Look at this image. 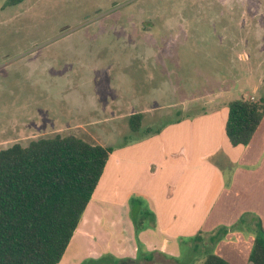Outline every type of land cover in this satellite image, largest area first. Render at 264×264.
I'll return each instance as SVG.
<instances>
[{
  "label": "rangeland",
  "instance_id": "1",
  "mask_svg": "<svg viewBox=\"0 0 264 264\" xmlns=\"http://www.w3.org/2000/svg\"><path fill=\"white\" fill-rule=\"evenodd\" d=\"M7 2L0 0V151L57 133L116 149L178 114L264 98V0ZM140 112L133 132L129 118ZM243 178L234 180L237 208L210 213L203 226L227 231L215 240L166 237L137 198L94 221L84 213L59 264H201L207 254L248 264L245 239L256 230L242 214L250 206Z\"/></svg>",
  "mask_w": 264,
  "mask_h": 264
},
{
  "label": "crops",
  "instance_id": "2",
  "mask_svg": "<svg viewBox=\"0 0 264 264\" xmlns=\"http://www.w3.org/2000/svg\"><path fill=\"white\" fill-rule=\"evenodd\" d=\"M226 114L227 108L178 114L170 125L146 128L144 137L113 149L83 215L94 221L100 210L140 198L163 235L200 240L217 228L203 229L210 213L237 208L234 180L242 173L250 197L242 214L251 215L252 229L259 222L264 231V117L246 147L232 148L223 131ZM245 240L249 254L253 240Z\"/></svg>",
  "mask_w": 264,
  "mask_h": 264
},
{
  "label": "trees",
  "instance_id": "3",
  "mask_svg": "<svg viewBox=\"0 0 264 264\" xmlns=\"http://www.w3.org/2000/svg\"><path fill=\"white\" fill-rule=\"evenodd\" d=\"M226 108L227 142L246 147L264 117V98L242 97ZM141 121V114L131 115L130 130L138 131ZM112 151L59 133L0 151V264L61 262ZM257 225L248 264H264V231ZM226 232L221 228L210 240ZM201 264L230 263L207 254Z\"/></svg>",
  "mask_w": 264,
  "mask_h": 264
}]
</instances>
